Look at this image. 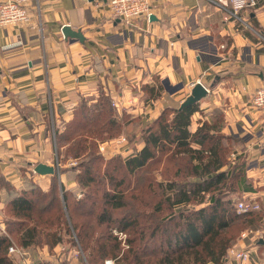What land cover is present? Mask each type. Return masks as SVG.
<instances>
[{
    "label": "crops",
    "instance_id": "crops-1",
    "mask_svg": "<svg viewBox=\"0 0 264 264\" xmlns=\"http://www.w3.org/2000/svg\"><path fill=\"white\" fill-rule=\"evenodd\" d=\"M108 1L38 0L30 7L31 23L0 25V213L31 182L50 187L53 174L35 166L61 164L56 132L83 100L108 96L118 117L130 116L142 130L165 108L180 107L197 82L207 94L196 102L190 130L207 122L213 133L238 138L230 161L238 155L248 165L234 196L237 202L253 198L264 210L262 114L252 102L264 83V0L241 12L243 24L214 0H150L151 16L128 25L113 17ZM68 24L84 40L65 37ZM153 86L154 97L147 90ZM72 171L58 166L56 173L62 181ZM249 228L253 232L242 236L244 229L232 245L248 250L249 258L228 253L224 264H264V217ZM63 246L26 247L16 258L85 264L78 247L76 255ZM62 254L66 262L57 261Z\"/></svg>",
    "mask_w": 264,
    "mask_h": 264
},
{
    "label": "trees",
    "instance_id": "trees-1",
    "mask_svg": "<svg viewBox=\"0 0 264 264\" xmlns=\"http://www.w3.org/2000/svg\"><path fill=\"white\" fill-rule=\"evenodd\" d=\"M147 90L156 95L154 86ZM196 110L197 103L165 108L129 137L132 144L144 142L142 148L128 158H105L98 141L119 135L130 121L122 124L126 116L118 117L108 96L83 100L56 132L59 161L76 160L83 196L66 189L57 173L47 190L31 182L17 191L0 234V264H17L12 245L52 249L65 241L80 249L85 264L108 258L114 264H224L264 210L238 212L234 193L248 165L238 155L230 161L239 140L213 133L207 122L191 131Z\"/></svg>",
    "mask_w": 264,
    "mask_h": 264
},
{
    "label": "built area",
    "instance_id": "built-area-1",
    "mask_svg": "<svg viewBox=\"0 0 264 264\" xmlns=\"http://www.w3.org/2000/svg\"><path fill=\"white\" fill-rule=\"evenodd\" d=\"M38 0H0V25H27L31 23L32 15L30 7ZM222 7L230 9V12L237 19H241L240 11L245 7L255 5L254 0H216ZM109 7L115 19L123 24H131L135 19L140 17L151 16L150 0H109ZM252 102L262 114L261 131L264 134V83L258 87L252 97ZM120 142L126 141L122 136ZM103 145L101 149L103 150ZM260 204L253 198H243L237 202L238 212H248L257 210ZM253 229L248 228L242 232V236L252 233ZM122 233V232H120ZM10 253L20 252L14 245L9 248ZM229 254L240 260L249 258L248 250H238L234 247L229 249ZM107 264H113L112 259H107Z\"/></svg>",
    "mask_w": 264,
    "mask_h": 264
},
{
    "label": "rangeland",
    "instance_id": "rangeland-1",
    "mask_svg": "<svg viewBox=\"0 0 264 264\" xmlns=\"http://www.w3.org/2000/svg\"><path fill=\"white\" fill-rule=\"evenodd\" d=\"M214 1H216V0H214ZM217 2V1H216ZM218 3V2H217ZM219 4V3H218ZM220 5V4H219ZM256 5V4H255ZM255 5H251V6H247V7H245L242 11H244V10H246L247 8H249V7H253V6H255ZM221 6V5H220ZM222 7V6H221ZM224 8V7H223ZM229 11H230V9H229ZM242 11H240V17H241V19H237V18H235V16H234V19H236L237 21H238V23H240V24H243V22L242 21H244L243 20V18H242V16H241V12ZM245 22V21H244ZM128 118H130V116H127V117H125L124 118V120H123V122H122V124H126V121H127V124L129 123V121H130V125H129V128H127V129H124V125H123V130L119 133V135H115L114 137H112V138H110V139H107V140H100V141H98V148H97V150L99 151V153H101L105 158H108V157H112V156H120V157H122V158H128L130 155H132V154H134L135 152H137V150H139L140 148H142V147H140V144H141V142L139 143V142H135V144H132L131 142H130V139H129V137H132V133L133 132H138V135L140 134V130H139V128L138 127H136L135 125H137L138 124V122L136 121V120H134V119H130V120H127ZM134 121V122H133ZM125 130V131H124ZM122 136H125L126 137V141H123V142H120L119 141V139L122 137ZM101 145H103V150L101 149ZM132 145H134V146H132ZM76 163V160H67V161H65L64 163H61V164H52V165H54L55 166V168L57 169L58 168V166L60 167V170H61V168L64 170V169H66V170H70V171H72V170H74L73 168H72V165H74ZM79 171H80V169L79 168H77V170H74V171H72V173L74 174V176H71V177H63L64 179L61 181V179H60V177L58 176V180H59V182L61 183V184H63L64 186H65V188H66V185L64 184V183H66V181H67V183H69L68 185H71V184H73V186L72 187H74L75 188V190H71V191H73V192H75L76 194H77V197L78 198H80V197H82L83 196V193H82V191H81V187H80V184H79V181H78V178H77V174L79 173ZM54 174V173H53ZM52 183V182H51ZM37 185L38 186H40L38 183H37ZM50 186H51V184H50ZM9 187V186H8ZM41 187V186H40ZM42 188V187H41ZM11 189V188H10ZM67 189V188H66ZM1 217H0V224L1 223H3L2 224V227L5 229L6 228V223H7V219L9 218V219H11V210H10V207L8 206V204L6 205V207H4V209L1 211ZM2 229V228H1ZM1 231H5V230H1ZM114 231H115V233H117V234H119L120 235V237L121 238H126V233H120L117 229H114ZM3 233V232H2ZM236 241V240H235ZM60 244H63L64 246V252H65V248L67 249V248H72L71 250H70V254H72V251H73V253L74 254H76L77 253V251H76V253H75V251H74V248H73V246L74 245H72L70 242H67V241H65L64 243H60ZM17 249H19L20 250V252L21 253H24V249L26 248V247H21V246H17V245H14ZM45 245H43V246H38L39 248H43ZM38 247H36V246H29V247H27V248H31V249H34V248H38ZM38 250V249H37ZM13 253H16V255H18L17 253H19V252H13ZM77 255V254H76ZM67 257H68V254L66 255H63L62 254V256H61V259H60V257H59V259H57V261H61L62 260V262H66L65 260L67 259ZM108 259H112V258H108ZM113 260V264H114V259H112ZM106 261H107V259H106ZM106 261H105V264H107L106 263ZM15 262L17 263V264H21V263H19L20 261H19V259L18 258H15ZM25 262H26V260H25ZM24 262V263H25ZM27 264H29L28 262H26ZM51 264H53V263H51Z\"/></svg>",
    "mask_w": 264,
    "mask_h": 264
},
{
    "label": "water",
    "instance_id": "water-1",
    "mask_svg": "<svg viewBox=\"0 0 264 264\" xmlns=\"http://www.w3.org/2000/svg\"><path fill=\"white\" fill-rule=\"evenodd\" d=\"M63 33L65 37H79L81 40H84V36L81 30L73 29L71 25H64L63 26ZM207 94L206 87L201 83L197 82L191 90V93L186 97V99L181 103L180 107H185L187 105L193 104L198 102L202 97ZM35 171L42 174L47 173H56L57 169L54 165H49L45 163H39L35 166Z\"/></svg>",
    "mask_w": 264,
    "mask_h": 264
}]
</instances>
